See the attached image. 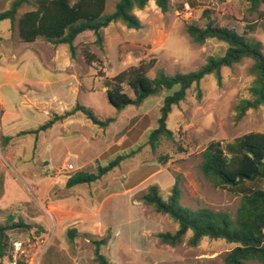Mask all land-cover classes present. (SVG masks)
<instances>
[{"label": "rangeland", "instance_id": "rangeland-1", "mask_svg": "<svg viewBox=\"0 0 264 264\" xmlns=\"http://www.w3.org/2000/svg\"><path fill=\"white\" fill-rule=\"evenodd\" d=\"M117 1H106L105 15L114 12ZM34 2L29 0V4L23 5L17 17L33 10ZM187 6L191 18L186 20L184 12ZM133 14L142 24L140 30L127 29L117 22L102 31L101 47L94 44L92 33L84 34L86 36L74 42L76 56L70 60L82 66L85 74L97 78L92 80L91 77L84 82V86L92 91L81 96L80 103L99 120L116 117L118 113L102 93V87L105 86L104 79L100 78L102 75L112 78L128 65L151 59H155L156 64L149 72L150 77L160 71L166 75L187 74L200 69L209 58L224 55L226 46L223 43L208 40L203 45L194 44L186 33L187 25L204 27L211 21L216 26L233 29L238 34H245L249 43H259L264 55V5L255 13L249 11V4L244 0H170L168 12L161 13L150 0L142 11H134ZM9 28V21L2 22L0 37L12 36L8 32ZM83 49L94 54L99 64L88 66L81 56ZM136 58L139 59L138 63ZM253 64L251 59L245 58L230 68H222L220 84L212 74L202 79L198 86H192L184 101L172 107L167 119V128L173 132L174 141L161 140L155 151L146 147L106 178L90 186L81 185L73 189L79 195H85L95 188L103 192L108 189L109 179L120 178L121 185L113 193L114 198L104 200L101 209L102 222L114 229L113 244L112 230L110 233L105 231L100 237L78 234L73 241L67 237V231L60 234V239L55 236L56 218L51 212L54 211L51 205L75 195L61 185L65 179L52 180L51 170L41 159L50 155L55 160V166H65L71 158L75 163H87L85 159L91 153H86L75 141L78 134L62 133L60 140L45 134L37 144L38 137L17 136V132L4 133L0 125V225H22L5 232L4 251L8 252L15 240L31 242L37 247L41 246V242H46L40 264H96L92 241L109 236L111 239L107 246L101 248V254L112 264H223V257L234 245L222 240L203 239L196 247H189L186 244L189 235L177 247L162 245L154 235L173 233L176 224L166 216L137 205L144 190L132 196V207L124 205L127 197L123 192L133 188L156 169L151 166L134 173L136 163L157 164V160H161L163 165H157L164 169L163 175L167 177L159 183L164 198L177 177L182 206L192 210L207 208L233 217L241 195L234 190L215 188L203 176L200 170L201 152L211 141L229 142L250 132L264 133V108L249 110L240 121H235L239 101L250 97L249 88L255 78ZM176 89L174 87L172 91ZM169 94L171 92L158 98H149L138 108L140 113H146L145 133L139 139V144L143 143L146 133L157 127L159 109L163 98ZM42 123L36 124L34 128ZM142 126L143 123L139 126V132ZM28 129L32 128L25 130ZM40 146L41 150L38 151ZM115 156L103 159L101 165L105 166ZM123 174L127 179L122 180ZM169 179L171 183H168ZM99 197L98 201L101 200Z\"/></svg>", "mask_w": 264, "mask_h": 264}, {"label": "trees", "instance_id": "trees-1", "mask_svg": "<svg viewBox=\"0 0 264 264\" xmlns=\"http://www.w3.org/2000/svg\"><path fill=\"white\" fill-rule=\"evenodd\" d=\"M106 1L75 0L72 3L70 0H35L33 10L17 17L20 8L29 4V0H13L7 10L0 12V23L9 21L12 25L15 24L22 44H32L43 39L54 47L65 46L73 60L76 56L74 42L85 32L92 33L95 37L94 44L101 47L102 31L110 24L120 22L130 30L142 28L133 12L142 11L150 0H118L114 12L109 15L104 14ZM152 1L161 13L168 12L170 0ZM244 1L249 4L250 12L257 13L260 6L264 5V0ZM186 33L196 45H203L208 40L223 43L226 46L224 55L209 58L200 69L187 74L166 75L160 71L150 77L149 72L156 64V60L151 59L148 62L140 61L112 78L102 75L100 78L104 79L106 99L117 114L127 107L139 108L149 98H158L169 92L171 94L163 98L157 127L146 133L143 143L117 154L105 166L97 165L95 173L68 174L63 183L66 190L97 183L125 161L139 155L144 148L155 151L161 140L174 141L173 132L167 128L172 107L183 102L188 90L194 85L198 86L206 76L214 74L220 84L222 68H230L245 58L254 62L252 71L255 78L249 88L250 97L240 100L236 107L235 121H240L249 110L264 108V55L259 43L251 44L245 34L216 26L211 21L204 27L187 25ZM81 56L88 66L99 64L96 56L86 49L82 50ZM174 87L177 89L172 91ZM200 94L199 92L198 96ZM76 113L83 114L99 129H105L115 121V117L99 120L92 111L77 104L63 114L51 113L48 120L38 127L20 131L17 136L32 135L37 138ZM161 162L157 160V164L163 165ZM200 170L215 188L234 190L241 195L235 215L232 217L225 212L207 208L192 210L182 206L176 177L165 198L157 185L148 186L139 197V202L144 207L157 215L168 217L177 226L173 233H157L154 237L160 244L170 247L182 244L186 235H189L186 241L189 247H196L203 239L222 240L234 245L223 257V264H264V133L250 132L229 142L211 141L201 152ZM18 227L22 225H0V257L5 253V232ZM66 235L73 241L78 233L69 229ZM110 239L105 236L92 241L96 264H112L101 254V248L107 246Z\"/></svg>", "mask_w": 264, "mask_h": 264}, {"label": "crops", "instance_id": "crops-1", "mask_svg": "<svg viewBox=\"0 0 264 264\" xmlns=\"http://www.w3.org/2000/svg\"><path fill=\"white\" fill-rule=\"evenodd\" d=\"M12 1L0 0V12L7 10ZM12 31H14L16 41L15 38H12ZM8 32L12 36L9 38L0 37V125L4 133H18L27 128H34L36 124L48 120L51 113L60 115L71 110L77 104L83 106L80 103V97L88 95L92 91L84 86V82L92 76L85 74L82 66H77L74 61L70 60L65 46L54 47L40 39L32 44H22L18 39L17 26L11 23ZM88 33L90 32L79 35L77 39ZM138 60L136 58V62ZM129 66L133 65H128L124 69ZM91 79L97 78L93 76ZM105 92L106 88L103 86L102 93L105 94ZM145 117L146 113H140L138 108L127 107L117 114L115 121L107 128L99 129L76 113L56 124L47 132L40 134L37 144L45 134H49L57 140L62 139V133L78 134L75 141H78L86 153L91 154L85 159L88 160L87 163H75L71 158L67 164L72 162L75 172L91 174L96 172L97 165H101L103 159L106 160L111 156L126 152L138 144L139 139L145 133ZM141 123L143 126L140 133ZM40 150L41 146L38 148V151ZM41 160L51 170L53 181L65 179L66 176L59 174V170L67 164L55 166V160L50 155H45ZM151 166L156 168L151 174L133 188L123 192L127 197V201L124 203L126 207H132L131 198L133 195L145 190L150 185H157L160 188L159 183L167 179L163 175L164 169L155 163H136L133 172H141ZM124 179H127L125 174L122 176V180ZM171 182L169 179L168 183ZM61 185L63 186V182ZM119 185H121L120 178H111L108 180V189L103 192L99 188H95L85 195H79L71 190L74 197L58 200L52 204L51 207L54 211L51 212L56 218V238L60 239V234L69 229L76 230L79 235L87 234L99 237L110 229L113 233L111 243H115L114 229L111 225L102 222L104 218L101 216V209L104 200L114 198L115 194L113 193L117 191ZM99 195L101 200L98 201ZM86 203L90 204L89 207L85 206ZM137 205L143 209V205L139 201ZM115 209L119 208L115 207Z\"/></svg>", "mask_w": 264, "mask_h": 264}, {"label": "built area", "instance_id": "built-area-1", "mask_svg": "<svg viewBox=\"0 0 264 264\" xmlns=\"http://www.w3.org/2000/svg\"><path fill=\"white\" fill-rule=\"evenodd\" d=\"M185 19L191 18V11L187 6L184 12ZM75 172L73 163H68L63 169L59 170V174L67 175ZM41 246L36 244L26 243L20 240L12 242L8 252H5L0 257V264H40V261L45 253L47 243L41 242Z\"/></svg>", "mask_w": 264, "mask_h": 264}]
</instances>
